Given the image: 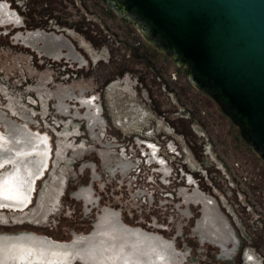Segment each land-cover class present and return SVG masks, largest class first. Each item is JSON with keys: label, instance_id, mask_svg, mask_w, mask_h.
I'll use <instances>...</instances> for the list:
<instances>
[{"label": "rangeland", "instance_id": "obj_1", "mask_svg": "<svg viewBox=\"0 0 264 264\" xmlns=\"http://www.w3.org/2000/svg\"><path fill=\"white\" fill-rule=\"evenodd\" d=\"M0 2L8 4L10 7L7 10L13 13V20L0 24V113L17 122L22 121L20 116H28L27 111H38V114H41L51 103L45 102L46 100L43 104L40 103L41 95H46L49 89L56 91L58 88L68 87L76 96L82 93L85 96L99 93L101 105L103 109L105 108L103 115L107 121V126L103 128L104 138L107 134H126L124 137H128L127 139L137 136L134 140L138 144L139 134L127 133L129 129L123 124L133 119L134 112L129 110L133 104L142 107L148 116H151L148 122H145L149 128L156 127L158 131L166 126L170 128L166 136H172L181 147L183 145L188 152L190 151L192 163L195 165L199 163L201 172L202 168H205L208 175L205 182L210 183L209 179H212V190H216L219 195L217 207L233 227L237 246L230 257H225L220 255L221 249L216 248L208 238L204 237L201 241L200 233L193 229L201 210L196 205L183 206L182 203L175 202V207L169 205L158 207V204H152L146 199L138 197L135 199L130 187L118 188L117 184L111 185L110 188L106 185L108 188L97 189L93 186L91 174L84 168L80 170V167L83 165L82 159L88 161L90 159L100 175L101 168L98 166L100 158L95 152L88 150L75 155L71 148H68L63 156L65 157L63 168L66 170L56 209L53 210V205L48 204L47 212L41 214L43 218L38 219L42 226L25 219L19 223L25 222L30 226L0 228V233L30 231L57 241H69L73 232L77 235L88 234L96 221L97 213L109 209L119 213L121 221L130 227L142 228L172 241L176 251L182 255L180 264H243L241 253L245 249L256 259L260 257L264 264V163L241 140L236 127L218 107L211 101L205 102V96L190 82L186 66H178L172 58L153 49L142 37L140 30L132 26V22L121 16L107 0H0ZM16 20L21 21L18 23L19 27H26L25 31H22L23 28L17 31L11 29L14 23L12 21ZM10 23L8 26L10 29L3 26ZM53 28L71 30L73 34L82 38L96 51L93 54L94 58H91L88 52L84 53L78 49L80 46L76 37L73 44L85 58L82 66L78 60L66 59L65 52L61 59L52 62L47 56H40L21 41H16L15 36L18 32L36 30L52 32ZM62 35L64 34H59ZM112 80L122 81V85L113 86L112 91L105 94L104 89ZM39 87L44 89V94L34 91ZM28 96L38 102V105L28 104L26 100ZM109 109L112 112H109ZM115 112H118L120 117L119 115L116 117ZM110 113L111 116L108 115ZM50 115L53 117L51 123L58 122L51 109ZM123 116L127 117L128 121L123 120L121 118ZM118 119L123 121L121 126L113 128L109 125ZM63 120L62 125L59 122V127L55 128L51 123L50 126H41L38 116L23 119V122L27 121L34 131L48 134L51 143L52 156H48L49 162L44 170L46 176L38 180L32 192L33 197H30L32 199L30 207L39 212L43 206L41 199L47 194L46 189L51 182L50 175L54 168L57 170L60 165L56 162V159L59 160L61 157L59 142L69 122L67 118ZM154 121L161 123L157 126ZM70 125L72 127L75 125L80 130L81 135L79 138L75 137L77 140L75 144L81 140L86 146L93 142V139H89L87 125L82 119L77 118ZM139 126L140 132L147 129L142 127L143 124ZM74 129L72 131L75 135ZM162 134L164 133L160 132L157 135ZM100 164L102 167V163ZM49 165L50 168L47 169ZM101 170H104L103 167ZM57 173L59 174V171ZM101 175V179L104 180V174ZM130 176L133 183L131 187L135 188L138 186L135 185L137 180L133 181L135 174ZM128 181L127 179L126 183H129ZM198 185L205 186L202 179ZM81 186L93 187L94 195L100 198L99 207L91 209L92 205L88 204L90 208L85 212L84 205L73 199L72 194ZM194 186L196 187V183ZM181 188L183 187H179L178 192ZM150 189L159 190L161 186L155 184ZM158 201L164 200L160 197ZM179 208L188 209V213L182 214ZM9 222L14 223L11 220ZM229 246L232 248L230 243ZM73 264L80 263L77 261Z\"/></svg>", "mask_w": 264, "mask_h": 264}, {"label": "flooded vegetation", "instance_id": "obj_2", "mask_svg": "<svg viewBox=\"0 0 264 264\" xmlns=\"http://www.w3.org/2000/svg\"><path fill=\"white\" fill-rule=\"evenodd\" d=\"M108 4L116 8L120 13L122 9L125 8V1L118 2L116 4H111L110 2H108ZM5 5L6 6H4V8L6 9V12L9 15L8 20H11L13 18V13L7 10L9 8V5L8 4H5ZM135 11L136 13L140 14L139 10L135 9ZM3 22H5V20H0V23H3ZM131 24L132 26H135L134 22H132ZM54 28L52 32H46V31H41V30H36L33 32H26V33L18 32L15 36L16 41L17 42L21 41L24 45H26L27 48H29L33 52H36L40 56L42 55L47 56L49 58H53L54 60L62 57V55H64L63 52H65L67 53L66 59L71 58V60H78L80 61L81 66L85 63V58L83 55L80 54L79 51H77V47H75V45L73 44L74 37H76V40L79 41L78 43L80 47L78 49L83 50L84 53L88 52L91 58L93 57V54L96 53V51L93 50V48L87 42H85L82 38L77 36L75 33L73 34L71 30L61 29V28L57 30ZM145 30H146V24H143L141 26V31L144 32ZM60 33H63L64 35L59 36ZM147 33H150V30H148ZM148 44L156 51L172 58L177 63L178 66H181V65L186 66L187 75L190 79V82L194 85V87L199 92H201L205 96V102L209 103L211 101L214 103V101L207 94H205L203 91L199 90L195 86L194 81L192 79L193 75L191 73V62L188 59L182 58L180 53L174 47V45L170 44L169 48L166 51L165 50L161 51L154 45L150 44L149 42ZM167 51L174 52L175 53L174 57L166 54L165 52ZM198 85L201 88H205V89L207 88V84L201 79H198ZM34 91H39L40 93H43L44 89L39 87L37 89L35 88ZM46 93H47L46 95H41V102L44 103L45 100H49V98L50 99L52 98L54 100V103L56 102L64 108H71L70 114H68L69 110H65V109H62V110H65V112L63 111L61 113V114L64 113L67 118L69 117L68 118L69 122L67 123L68 127L65 128V130L63 131L60 142H59V156L61 155V157H59L60 158L59 160L56 159V162L57 164L60 163V165L57 168V170H55L54 168V170L52 171L50 175L49 181L51 182L49 184V187H47L46 189L47 194L44 195V198L41 199L42 204H43V206L41 207L42 211L39 212L33 207H30L31 205H29L25 210L20 211V212H13V211H7L4 209H0V228L1 229L2 228L5 229L9 227H21L23 225L30 226L28 223H25V222L19 223V221H22L25 219L32 220L33 222L37 223V226H42L40 224L41 222L40 223L38 222V219L39 218L41 219V217L43 218L41 214H44L45 211L47 212L48 204L53 205V210L56 209L57 202H58L57 200L59 197V193L62 189L61 187H62V183L64 180V172L66 170V168H63L65 165L63 164L65 157L63 156H64V153L67 152L68 148H71L72 151L75 152V155L76 154L78 155V153L84 150H88L89 152L90 151L95 152L97 154V157L99 156L100 158V163H102L103 169L106 172H108V175H111V176L115 175L114 174L115 172L119 171V173H121L122 171L129 170V168L133 165V163L131 164L130 162L123 164L121 161H119L120 162L119 163L118 160L121 159L119 157L123 155L116 154L115 152H113L112 148H109L111 145L108 144V140L106 139V137H105V141H103L104 139L101 140L99 135L97 134L95 135L96 132L94 131V129L97 128L101 130V127L103 126L104 121H102L99 118V115H98L99 107H97L98 104L94 101L93 97L85 96L83 95V93L78 96L75 95V97H73L72 95L74 93H71L67 88H63V87L58 88V90L56 91H51L49 89L47 90ZM72 99L74 100V102H71ZM131 107H134L133 109H130V110L134 111L135 113L134 116H135V119H138L139 121L138 123L142 121L145 122L146 120L148 121V118H149L148 114L147 113L145 114L144 112H142V109L138 108V105L133 104ZM135 107H137V109ZM57 109L58 107L56 106V110ZM232 111L234 110L232 109ZM26 117L28 118L27 115L20 116L22 121L17 122L9 117L4 116L3 113H0V122L2 126V127L0 126L1 128L0 133L6 134L7 130L14 128L15 126L26 128L27 130L34 133L33 132L34 130L30 128V124H28L27 121L23 122V119ZM77 118L84 119L83 122L86 123L87 125V130H88L87 132L89 133V136H90L89 139H93V142L94 140H96V142H100V144H103L106 146H102L103 147L102 149L98 148V144H95V142L94 143L91 142L90 145L86 146L82 140L78 144H75L77 142L75 137L79 138L81 134L76 133L77 131L76 129H74L76 128L75 125H73L72 127L70 124L73 123ZM138 123L133 124V122H131L127 127L129 129L127 133L132 134V135L138 134L140 132L139 130L140 126ZM73 129L76 133L75 135L73 134V131H72ZM169 129L170 128H166L167 131ZM35 134L44 136L47 140L49 139V136L46 133L45 135H42V133L38 131ZM157 136L158 135L156 134V136L150 137L149 139H146V140H141V142L138 139L139 146H142L145 148V149H142L141 154L145 153V151L148 150L149 151L148 160H152V163L154 164L155 168L156 167L157 168L152 169V168L147 167L148 164H145L142 158V163L144 164H142L140 168H138V172H137L138 175L137 176L135 175V178L133 176V181L137 180V183L135 185H140L141 183H145V184H141V186L148 187V182H149L152 188H153V185L155 186V184H158L161 186V189L153 190L152 195L150 197L146 195V192L143 189L140 191V193L137 196H135L133 192V188L131 187L133 185L132 180H131L132 178L130 176L132 175V173H128V175L123 176L120 181L115 180L111 176H108L107 177L108 179H106V176H104V180H103L101 179V176H102L101 173H103L104 170H101L102 167L100 163L98 166L99 168H101L100 169L101 176L98 175L95 169V164H93V161H91L90 159L89 161L86 159H82L83 165L82 167H80V170L84 168L85 171L91 174L93 186H95L99 190H101L102 188H108L106 185H108L110 188L111 185L115 186V184H117L118 188H120V186H125L127 188L130 187V191L133 193V196H135V199L136 197L143 198L144 200L146 199V201L148 200L152 202V204L153 203H156V205L158 204L157 205L158 207L165 206V205L175 207L177 202H180L179 204L182 203L183 206L187 204L196 205L201 210L199 212V217L195 221V224H194L195 226L193 229L200 233L199 235L201 237V241H203L204 237L208 238V240H210L211 243H213L216 248L221 249L222 252L220 253V255L225 256V257H230V254H232L233 250L237 246L236 244L237 238L235 236V232L229 220L223 215L222 212L219 211L220 209L217 207V204H216L218 202L217 196L219 197V195L216 193L217 191L214 192L212 190V185H213L212 179H210V184L206 183L204 178L202 177L203 174L201 170L196 171L195 168H193L194 166L186 167V165L180 162L177 158L174 159L172 156H167L169 152L166 150L165 144H166L167 139H171L173 137L166 136L165 134H162L161 137L158 136V138ZM177 138L180 139L179 137ZM129 142L134 144L135 141L133 138L131 139L129 138ZM48 143H49V140H48ZM50 145L51 143H49V149L51 148ZM148 145H150L152 149H150ZM168 146L171 147V143H169ZM185 150H187L186 147H185ZM135 152L137 154H140V148L138 146L135 147ZM188 155H189L188 156L189 160L191 161L192 156H190V151L188 152ZM49 156H52L51 149L49 151ZM83 157H89V156H79V158H83ZM52 167H53V164H52ZM179 168L181 170H179ZM58 171L60 175L57 173ZM183 172L184 173L186 172V173L184 174ZM148 174L152 175V180L148 179L150 181L146 179V176ZM43 175L46 176L45 171L43 172ZM123 175H125V172L123 173ZM186 175L191 176L189 177L190 179H186ZM192 178L194 182L196 183V187L194 186L195 184L192 185L193 184V182H191ZM127 179L129 180L128 181L129 183H126ZM200 179L203 180V183L205 186L200 187L198 185V182L200 181ZM86 183H87V180H86ZM193 186L194 188H192ZM179 187H183V188H181L178 192ZM210 191H212L214 194L210 193ZM166 193H170L171 196L169 197ZM207 193H209V195H207ZM110 196L112 195L110 194ZM72 197L73 199L75 198L79 200V202L84 205L85 212H87L88 209L90 208L88 204L92 205L91 209H93L94 207H99L98 202L100 198L99 196L96 197L94 195V189L92 186L88 188L84 186L79 187L78 191L72 194ZM160 197L163 198L164 200L163 202L158 201ZM175 199H177V201H174ZM30 203L32 204V200ZM180 208L179 210L182 212V214L186 215L188 213V209L183 210ZM118 217H120L119 213H116L115 211H112L109 209H103L101 212L97 213L96 221L93 223V227L90 230L91 233L89 232L86 235L84 234L77 235V233L73 232L72 241L71 240L57 241L48 236L39 235L34 232H30V231H21V232L33 233L36 236L45 237L53 242L63 243V244H70L71 242H73L74 240L78 238H84V237L89 236V237H92L93 241L95 242L94 246L99 248L100 256H103V255L109 256L113 254L115 256H120L123 254V253H120V250H118L122 247V241H121L122 234L126 231H130L135 236H139L140 234H142L143 236H146L148 242L147 244H145L146 249H144L145 247H144L143 241H139L138 238L134 239L135 242L132 245L134 247V250H131L129 254L130 257L132 256V258L130 260H126L125 262H123V264H180L182 255H179L181 253L178 250L176 251V248L175 246H173L172 241L166 240L163 236L157 233L143 231L142 228L130 227L129 225L121 221V219ZM188 219H191V218L188 217ZM10 220L13 221L14 223L9 222ZM2 221H4V223H2ZM2 233H5V232H2ZM229 243L232 245V248H230ZM106 246L108 247L113 246L115 250L112 251L111 249H108V250L102 249L104 247L106 248ZM249 254L246 253L245 258L243 260H247L246 262L250 264H259L257 259L256 260L252 259L250 257L251 254L250 255ZM125 255L128 257L127 253ZM76 262L77 261H75V263ZM79 263L82 264L81 262ZM94 264H112V261L102 262L99 260L98 261L95 260Z\"/></svg>", "mask_w": 264, "mask_h": 264}, {"label": "water", "instance_id": "obj_3", "mask_svg": "<svg viewBox=\"0 0 264 264\" xmlns=\"http://www.w3.org/2000/svg\"><path fill=\"white\" fill-rule=\"evenodd\" d=\"M124 1L121 16L159 50L172 44L191 62L195 86L264 162V0H108Z\"/></svg>", "mask_w": 264, "mask_h": 264}, {"label": "bare ground", "instance_id": "obj_4", "mask_svg": "<svg viewBox=\"0 0 264 264\" xmlns=\"http://www.w3.org/2000/svg\"><path fill=\"white\" fill-rule=\"evenodd\" d=\"M1 2L0 20L7 21L9 16L6 12V9L4 8L5 5ZM12 22H14L11 28L12 30L16 29L17 31L19 28H23L24 30L22 31H25L26 27H19L18 23H20L21 21L16 20ZM10 24H5L3 26L8 27ZM112 85L115 87H120V85H122V81L117 80L113 82ZM66 88L69 89L68 87ZM72 96L75 97L74 94ZM31 101L33 103H36L33 98L31 99ZM71 102H74V100L72 99ZM56 106L58 107L56 111L59 114H61L63 111L65 112V110H69L70 113L71 108H64L58 103L57 105H55V108ZM97 107H99V105H97ZM133 108L134 107H131L130 109ZM141 109L142 112L146 114L145 110L142 107ZM131 112L133 113L134 111L132 110ZM61 115L65 116L64 113ZM134 115L135 114L133 113L132 118L134 120L131 119L129 122H127V124L123 125H126V127H128L131 122H133V124L138 123V119H135ZM99 118L104 121V119L100 115ZM150 118L151 116H149V119ZM145 122L148 121L146 120ZM145 122H140L141 124H143L142 127H144V125L146 124ZM154 122L157 126L161 123L160 121ZM140 123L138 124L141 125ZM158 130L159 129L156 128V134L162 132L165 135H168L167 133H169L166 128L162 129L161 131ZM94 131L96 132L95 135L97 134L100 136L101 134V140L104 139L103 141H105L102 127L101 130L96 128L94 129ZM33 132L34 133L27 130L26 128L15 126L14 128L7 130L6 134L0 133V209L13 212H20L25 210L29 205H31L30 202L32 199H30V197H33L32 189H34L39 179L45 177V175H43V172L47 167L50 151V140L48 143V140L44 136L35 134L36 132H38L37 130ZM42 135H45V133H42ZM148 147L152 149L150 145H148ZM98 148L102 149L103 147ZM49 168L50 166L47 169ZM189 177L191 176L186 175V179H190ZM191 182H193L192 185L195 184L193 178ZM72 237L73 235H71V241ZM137 238L139 239V241H143L145 247V244H147L148 242L146 236H143L142 234H140L139 236H135L132 232L126 231L122 234V247L118 249L120 250V253H123L122 255L115 256L113 254L114 256H100L99 248L94 246L95 242L93 241L92 237L89 236L78 238L73 242L70 241V244H63L53 242L45 237L36 236L35 234L28 232H18L12 234L0 233V264H73V262L75 263V261H79L82 264H94L95 260H99L102 262L112 261V264H123V262L132 258V256L130 257L129 254L131 250H134V247L132 245L135 242L134 239ZM102 249H111L112 251L115 250L113 246H106V248L104 247ZM144 249H146V247ZM126 253L128 257L125 255ZM246 253L249 254L250 252L245 249L241 253L242 263L250 264L246 262L247 260H243ZM250 257L256 260V257L253 254H251Z\"/></svg>", "mask_w": 264, "mask_h": 264}, {"label": "built area", "instance_id": "obj_5", "mask_svg": "<svg viewBox=\"0 0 264 264\" xmlns=\"http://www.w3.org/2000/svg\"><path fill=\"white\" fill-rule=\"evenodd\" d=\"M90 55V54H89ZM47 58H49V57H47ZM52 62L53 61H55V62H57L60 58H58V59H53V58H49ZM96 59H98V58H96ZM116 80H112V81H110L108 84H107V86L105 87V89H104V92H105V94L106 93H108V92H111L112 91V89H113V85H112V83L113 82H115ZM44 94V93H43ZM88 97H93V99H94V101H96L97 103H98V105H99V113H98V115H100L103 119H104V122H103V126H102V129L103 128H105L106 126H107V121H106V119H105V117H104V115H103V113H105V108L103 109V107H102V105H101V101H100V95H99V93H94V94H90V95H87ZM31 99H32V97H30V96H28L27 98H26V100H27V103L28 104H30V105H32V104H35V105H38V102H36V103H33L32 101H31ZM39 101V100H38ZM49 101H51V103H50V105L49 106H46L45 107V110L43 111V113H41V114H38V111H33V112H28L27 111V113H28V118L29 119H31V118H34V117H36V116H38L39 117V121H40V123H41V126H44V125H47V126H50L49 124L51 123V121H52V119H53V117H52V115H50V109L53 111V113H54V115L56 116V117H54V118H57V120H58V122L56 121V122H54V123H51V125H55V128L56 127H59V125H58V123L60 122V124L62 123V120L64 119V116H62L61 117V115L56 111V108H55V103H54V100L53 99H50L49 98V100L47 101H45V102H49ZM40 103H42L43 104V102H40ZM103 111V112H102ZM109 112H112L110 109H109ZM116 113V112H115ZM113 114V113H112ZM108 115H110L111 116V113L110 114H108ZM119 115V117H120V114H118V112L116 113V117ZM58 116V117H57ZM126 116V115H125ZM125 116H123V117H121L123 120H126L127 121V117H125ZM59 118V119H58ZM65 118H67L66 116H65ZM68 119V118H67ZM31 121V120H30ZM111 122V121H110ZM122 120L121 119H118L117 121H115V122H113V123H111V124H109L111 127H113V128H115V126H121V124H122ZM62 125V124H61ZM147 125V126H146ZM146 125H144V127H146L147 129L144 131H141V132H139L138 134H139V136L141 137H139V139H140V141L141 140H146V139H149L150 137H154V136H156V133H157V131H156V129L155 128H152V127H148L149 125L148 124H146ZM38 126H39V124H38ZM76 127V126H75ZM165 128H168L167 126L166 127H163V129H165ZM76 129V133H78V134H80V130H78V127H76L75 128ZM103 131H105V129H103ZM143 132V134H141ZM168 132H170V129L168 130ZM75 133V134H76ZM124 135H126V134H107L106 135V137H107V140H108V144L109 145H111L109 148H112L113 149V152H115L116 154H122L123 156H121V157H119V158H121V159H119L118 160V162L119 161H121L123 164H125V163H127V162H130L131 164L133 163V165L129 168V170H126V171H122L121 173H119V171L118 172H115L114 174L115 175H112L111 177H113L114 179H116V177H117V181H120L121 180V178L123 177V176H126V175H128V173H132V174H135L136 176L138 175V168H140V166L143 164L142 163V158H143V162L145 163V164H148L147 165V167H149V168H152V169H156L155 168V166H154V164L152 163V160H148L149 159V154H148V150H146L145 151V153H143V154H141L142 153V148L143 149H145L144 147H142V146H139V144H137V143H135L134 142V144L133 143H131V142H129V139H127V138H125L124 137ZM141 135H143V136H141ZM78 136V135H77ZM162 135H160L159 137H161ZM135 137H137V136H135ZM134 137V138H135ZM100 138H102V135L100 136ZM133 138V139H134ZM146 138V139H145ZM96 141V140H95ZM135 141V140H134ZM169 143H171V147H169L168 146V144ZM185 146H187L184 142H182ZM95 144H98V147H102V146H106V145H103V144H100V142H95ZM166 150L169 152L168 154H167V156H172L174 159H178L180 162H182V163H184V165H186V167H193V168H195V170L197 171V170H201V166H199V164L198 165H195L194 164V162L192 163V161H190L189 159H188V157L187 156H189L188 155V151L187 150H185V148L183 147V145H182V147H181V145L180 144H178L176 141H175V139L174 138H171V139H167V141H166ZM108 146V145H107ZM139 147L140 148V154H137L136 152H135V147ZM93 150V149H92ZM95 151V150H94ZM146 154V155H145ZM141 156H143V157H141ZM99 157V156H98ZM148 160V161H147ZM117 162V161H116ZM120 163V162H119ZM192 168V169H193ZM217 170H219L217 167H215ZM179 170H181L180 168H179ZM202 174H203V178H204V180L205 181H207L208 180V175H207V173H206V170L205 169H203L202 168ZM183 171V170H182ZM106 171L104 170L103 171V174H104V176H106V177H108L109 175H108V172H106ZM125 172V175H123V173ZM184 173V172H183ZM186 173V172H185ZM184 173V174H185ZM122 175V176H121ZM146 179L148 180V179H151L152 180V175L151 174H148L147 176H146ZM210 180V179H209ZM207 183V182H206ZM150 183L148 182V187L149 188H147V187H144V186H141V185H138V186H135V188H133V192H134V194H135V196H137L139 193H140V191L143 189L145 192H146V195H148L149 197L152 195V192H153V190L152 189H150V188H152L150 185H149ZM208 184H210V183H208ZM143 191V192H144ZM214 192H216V190H213ZM169 197L171 196L170 195V193H166ZM258 262L260 263V264H263V262H262V259H260V257H258Z\"/></svg>", "mask_w": 264, "mask_h": 264}]
</instances>
